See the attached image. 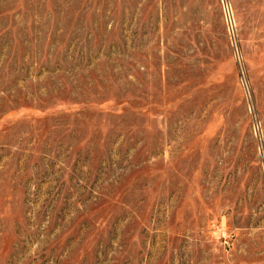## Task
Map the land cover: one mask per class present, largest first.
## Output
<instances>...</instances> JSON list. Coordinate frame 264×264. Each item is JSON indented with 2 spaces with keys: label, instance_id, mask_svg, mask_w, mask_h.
<instances>
[{
  "label": "rangeland",
  "instance_id": "1",
  "mask_svg": "<svg viewBox=\"0 0 264 264\" xmlns=\"http://www.w3.org/2000/svg\"><path fill=\"white\" fill-rule=\"evenodd\" d=\"M0 264H264V0H0Z\"/></svg>",
  "mask_w": 264,
  "mask_h": 264
}]
</instances>
